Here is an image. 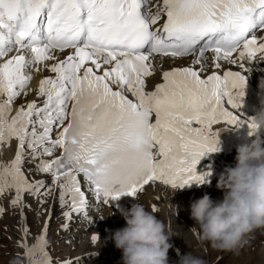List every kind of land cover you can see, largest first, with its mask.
<instances>
[{
    "label": "snow or ice",
    "instance_id": "obj_1",
    "mask_svg": "<svg viewBox=\"0 0 264 264\" xmlns=\"http://www.w3.org/2000/svg\"><path fill=\"white\" fill-rule=\"evenodd\" d=\"M149 3L0 0V58L15 46L32 53L31 60L17 54L0 64V96H6L0 100V143L15 137L20 148L12 161L0 162V194L15 189L13 204L24 191L45 185L30 182L22 170L26 142L33 156H52L56 148L63 149L61 157L42 160L37 170L54 172L56 182L63 178L62 195L71 194L73 209L80 211L84 194L76 171L93 182L98 198L109 201L125 194L135 197L152 181L183 188L204 183L209 175L198 172L197 164L219 151L214 125L247 123L251 134L261 130L254 117L225 106L241 108L247 78L240 71L202 78L207 64L200 70L176 68L165 72V82L152 92L145 91L144 77L152 74L147 61L153 53L184 57L199 52L202 58L211 48L217 61L235 64L246 56L255 60L257 53H264V42L258 43L255 35L258 27L264 28V0H156L148 7ZM162 15L166 19L157 26ZM69 48L74 53L51 65L56 77L40 83L38 95L46 97L43 106L33 101L11 115L13 100L31 79L26 66L56 59L54 50ZM193 62L200 64L201 59ZM104 66L111 67L98 75L94 69ZM112 84L127 88L136 101L114 91ZM54 128L62 129L55 139ZM33 247L28 248L30 257Z\"/></svg>",
    "mask_w": 264,
    "mask_h": 264
},
{
    "label": "clouds",
    "instance_id": "obj_2",
    "mask_svg": "<svg viewBox=\"0 0 264 264\" xmlns=\"http://www.w3.org/2000/svg\"><path fill=\"white\" fill-rule=\"evenodd\" d=\"M254 122L264 129V109L257 112ZM235 159V167H227L217 182V188L224 191L223 199L214 200L206 193L191 203V218L196 223L190 230L198 234L201 243L221 251L236 250L249 234L264 229V137L259 134L250 143L240 144ZM119 211L126 226L116 229L103 243L100 234L93 233L91 243L102 247L107 240L114 241L122 250L123 264H169L175 234L155 210L135 203ZM178 264L204 262L186 253Z\"/></svg>",
    "mask_w": 264,
    "mask_h": 264
},
{
    "label": "rangeland",
    "instance_id": "obj_3",
    "mask_svg": "<svg viewBox=\"0 0 264 264\" xmlns=\"http://www.w3.org/2000/svg\"><path fill=\"white\" fill-rule=\"evenodd\" d=\"M6 149L9 151L8 147H6ZM9 192L10 189H8L7 192H3V194H0V209L3 210L2 212H0V264H22L21 253L23 252V246L25 250V241H27L28 243L31 242L29 243L31 247L36 246L37 243L36 241H38L39 238L37 237V233H39L38 235L40 236L41 226L43 225L42 222L45 218V215H47L48 211L45 209L43 212H41L43 207L39 204H36L31 209L32 211L30 218L29 212L28 211L26 212V209H24V213H25L24 218L26 219L25 221L26 231L24 237L20 227V223H21L20 219L22 220L23 212L17 210L14 205H5V203L11 199ZM187 198L190 200L189 197ZM185 200H186L185 198L180 199L179 201L175 200L176 207L179 210H182L179 211L177 214L178 219H180L179 221L181 220L182 222L184 221L190 226L194 223L193 224L194 226L196 222L191 218L192 202L191 203L184 202ZM56 209L55 212L53 213V217L51 220L52 226H50L53 227L51 231L53 252L55 256H58L57 260L66 258L68 255H70V258L78 257V254L80 252H85V251H82L83 249L77 250L75 252L70 250L69 243L64 239L63 233L61 231L60 217L58 216ZM183 211L189 212L188 216H186V213L184 214ZM26 216H28L29 218H27ZM170 230L175 234V236L171 238V242L178 250L179 254L184 255L186 253H191L193 256L199 257L204 262V264H264V250L261 252H257V251L251 252L248 250L245 252L243 251L241 253L235 250L233 251L216 250L213 249L210 246V244L201 243L200 241L198 242V239L193 237L194 235L193 232H191V230L185 227L184 225H181V227L178 226L175 227L172 225ZM255 233L257 235H261V237H264V229H258L256 230ZM32 237L33 240L31 239ZM23 239H24V243L22 244ZM200 243L201 245H203L202 248H200L201 247ZM35 249H33L34 252ZM110 252L111 251L109 250L105 251L103 257H99V258L92 256L90 260L85 261V264H113L107 259V257L111 254ZM24 256H25V251L23 254V262H24ZM39 256H40L39 254H36V257ZM179 258L180 256L177 255L173 247L170 248L169 264H178ZM115 260L123 264L122 256L116 255Z\"/></svg>",
    "mask_w": 264,
    "mask_h": 264
},
{
    "label": "bare ground",
    "instance_id": "obj_4",
    "mask_svg": "<svg viewBox=\"0 0 264 264\" xmlns=\"http://www.w3.org/2000/svg\"><path fill=\"white\" fill-rule=\"evenodd\" d=\"M156 3V0H150V5H149V7H152V5H154ZM154 10L153 11H155V8H153ZM163 16V15H162ZM157 26H159V23H158V25ZM16 50V49H15ZM19 50V49H18ZM23 50V49H22ZM18 53H15V54H13V55H17ZM55 57H56V59H52V60H48V61H46L45 63H39V64H37L36 63V65L33 67L34 68V72L33 73H29V69H28V67H26L25 68V74L26 75H29V76H31V80H32V84H31V90L33 91V93L30 95V96H32V99H42V101H45V99L43 98V96H39L38 95V90H39V86H40V82L42 81V79H43V77L44 76H47V77H55L56 76V74L54 73V72H52L51 71V65H53V64H55V63H57V61L58 60H60L61 58H63V60L66 58V54L67 53H63V54H61V55H59V53H56V52H53L52 53ZM13 55H11L10 54V56H8V59L9 58H11V56H13ZM7 58V56L6 57H4V61H5V59ZM3 59H0V64H2L3 62ZM174 65H170L169 64V62H167L166 60H165V58L164 57H160L159 58V60L155 63V65H154V69H155V73H154V75L152 76V77H150L149 78V85H150V87L151 88H154V86L155 85H157L158 84V82H160L161 81V75H162V72L166 69V68H172ZM39 96V97H38ZM32 99H30V100H28L27 101V103L29 104V103H31L32 101ZM15 105H14V103L12 104V107H14ZM38 106V105H37ZM41 106H43V103L41 104ZM39 107V106H38ZM60 130H62V129H60ZM59 130V131H60ZM56 134V133H55ZM23 172H24V174L25 173H27L26 171H24L23 170ZM25 176L28 178V180L29 181H32V179L29 177V176H27L26 174H25ZM29 191H24L23 193H22V195H24V194H26V193H28ZM48 192V191H47ZM220 191H219V188H217L216 187V196L215 197H217V200H219V197H218V194L217 193H219ZM10 195L13 197V198H15V195H16V192H15V189H11V192H10ZM183 196V197H180V196ZM26 196V195H25ZM186 199L184 202H189V203H191V202H193V201H190L185 195H183V194H180V193H178V192H176V191H173V190H168V189H164V188H162V187H160V186H158V187H151V186H149L148 187V190H147V194H146V200H144V203L145 204H148V203H150L151 201L153 202V201H157V202H159V203H161L162 205H163V209H162V215H161V220L162 221H164L167 225H168V227H169V229L172 227V225L173 226H175V227H177V226H181V225H184L185 227H187V228H192L193 227V224L190 226V225H188L187 223H185L184 221L182 222V220L181 221H179L180 219H178V212L179 211H182V210H179L177 207H176V201H179L180 199ZM23 199L24 198H21V200H20V202L19 203H17V206H18V208L20 209V210H22V212H23V217H22V220L20 219V227H21V230H22V233H23V236L25 237V221H26V219L24 218L25 217V213H24V209H27L25 206H27V203L25 202V203H23ZM176 200V201H175ZM183 202V203H184ZM182 203V204H183ZM49 207L51 208V205H49ZM48 207V208H49ZM178 210V211H177ZM27 212V211H26ZM29 212V211H28ZM183 213L185 214L186 212H184L183 211ZM181 217H183V216H181ZM190 218V217H189ZM182 219V218H181ZM49 220H47V222H48ZM3 222V221H2ZM190 223V222H189ZM46 227H47V224L46 225H43L42 227H41V232H40V236L38 235L39 233H37V237H39L38 238V241H37V243H36V246H37V249H35L36 248V246L35 247H33V249H35V250H37L36 252L37 253H39V254H41L42 253V255H44L43 254V252L41 251V245H42V243H41V241H43L44 240V237H42L41 238V240H40V237H41V234H42V231H43V233H46ZM196 227H197V225H196ZM110 226H106L105 228H103L102 226H99L97 229H99V231L102 233V235H103V238L105 239V238H107L110 234H112L113 232V230H110ZM28 233V232H27ZM27 235V234H26ZM28 236V235H27ZM196 238H197V234H196ZM27 239V238H26ZM25 239V240H26ZM33 240V239H32ZM29 243H31V242H29ZM29 243L27 242V241H25V256H24V262H23V264H33V261H36V259L38 258V257H35V256H29V255H27V252H28V248L29 247H31V245H29ZM102 243H103V239H102ZM179 243V242H178ZM38 244V245H37ZM104 245H105V247L106 248H108L109 250H111L112 252H114V250H113V244L112 243H110V241L109 240H107L105 243H104ZM91 249H93L94 250V248H91ZM34 254H35V252H34ZM45 256V258H49L48 256H46V255H44ZM39 259H41V256H39V258H38V260Z\"/></svg>",
    "mask_w": 264,
    "mask_h": 264
}]
</instances>
